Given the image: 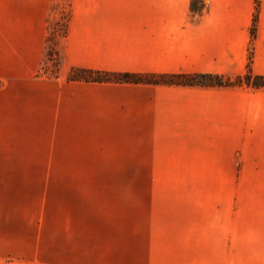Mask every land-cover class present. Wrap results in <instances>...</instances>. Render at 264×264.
<instances>
[{
  "label": "rangeland",
  "instance_id": "rangeland-1",
  "mask_svg": "<svg viewBox=\"0 0 264 264\" xmlns=\"http://www.w3.org/2000/svg\"><path fill=\"white\" fill-rule=\"evenodd\" d=\"M69 17L0 0V264H264L262 124L123 127L116 94L59 72ZM20 29H46L38 64Z\"/></svg>",
  "mask_w": 264,
  "mask_h": 264
},
{
  "label": "crops",
  "instance_id": "crops-1",
  "mask_svg": "<svg viewBox=\"0 0 264 264\" xmlns=\"http://www.w3.org/2000/svg\"><path fill=\"white\" fill-rule=\"evenodd\" d=\"M68 29L54 45L59 72L70 68L138 75L218 74L264 77V0L255 34V0H69ZM33 64L45 53L46 29H20ZM116 94L123 127L147 129L264 128V88L101 83ZM137 164H144L139 162ZM138 175H158L146 173Z\"/></svg>",
  "mask_w": 264,
  "mask_h": 264
},
{
  "label": "trees",
  "instance_id": "trees-1",
  "mask_svg": "<svg viewBox=\"0 0 264 264\" xmlns=\"http://www.w3.org/2000/svg\"><path fill=\"white\" fill-rule=\"evenodd\" d=\"M259 0L254 1V13L250 27L251 39L255 34L256 19ZM202 6L197 8L195 0L190 2L192 12H200ZM251 50L249 49L245 73L233 80L218 74H169V75H138L131 73H108L91 70H76L78 75L71 76V80H83L85 82H109V83H147L168 85H197V86H250L264 87V77L254 75L250 68ZM70 78V77H69Z\"/></svg>",
  "mask_w": 264,
  "mask_h": 264
}]
</instances>
